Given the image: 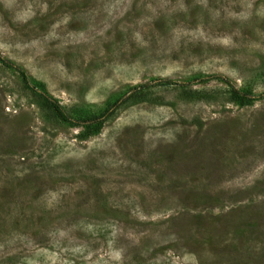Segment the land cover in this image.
I'll use <instances>...</instances> for the list:
<instances>
[{
	"label": "rangeland",
	"instance_id": "rangeland-1",
	"mask_svg": "<svg viewBox=\"0 0 264 264\" xmlns=\"http://www.w3.org/2000/svg\"><path fill=\"white\" fill-rule=\"evenodd\" d=\"M0 264H264V0H0Z\"/></svg>",
	"mask_w": 264,
	"mask_h": 264
},
{
	"label": "trees",
	"instance_id": "trees-1",
	"mask_svg": "<svg viewBox=\"0 0 264 264\" xmlns=\"http://www.w3.org/2000/svg\"><path fill=\"white\" fill-rule=\"evenodd\" d=\"M22 75H23V73H22ZM24 76V75H23ZM25 78V77H24ZM234 93H236V95H237V97H238V99L240 100V101H243L244 100V97H245V95H243V94H239V92L238 91H234ZM46 103L47 104H49L50 106H52L58 113H59V115L63 118V119H66L67 120V117L64 115V113H62L61 111H60V107H59V105L57 104V103H55V102H53V101H51V100H49V99H46ZM102 116L100 115V116H98V117H91L90 119H88L87 121H90V122H95V121H99V119L101 118Z\"/></svg>",
	"mask_w": 264,
	"mask_h": 264
}]
</instances>
